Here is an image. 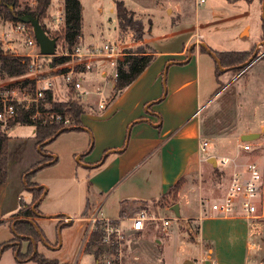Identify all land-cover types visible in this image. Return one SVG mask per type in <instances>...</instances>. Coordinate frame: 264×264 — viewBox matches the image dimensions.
I'll list each match as a JSON object with an SVG mask.
<instances>
[{
    "label": "crops",
    "instance_id": "0c3cea01",
    "mask_svg": "<svg viewBox=\"0 0 264 264\" xmlns=\"http://www.w3.org/2000/svg\"><path fill=\"white\" fill-rule=\"evenodd\" d=\"M199 1L193 0L194 26L192 24L190 27L192 30L184 31L182 37L185 38L180 45L173 47L167 44L171 39V32L163 37L153 36L150 18L149 28L144 29L142 40L129 39L119 43L120 48L133 52L143 49L152 54L154 59L129 87L115 99L109 100L103 111L97 110L95 103L90 102L94 97L85 100V105L87 107L92 105L93 110L86 108L87 111L80 116L81 129L72 128L64 131L76 135L67 147L68 167L55 179L58 183L57 198L63 203L54 209V212H43L39 209L42 201L45 202L47 192L50 191L49 183L53 179L47 181L38 177L37 181H33L32 178L31 183L34 184L32 187L26 188L24 185V173L37 163L39 158L34 141V129L31 126L30 133L35 145L33 158L18 171V179L14 185L10 182L9 175L5 183L0 185V221H4L0 229H7L12 234L13 223L20 219L15 218V214L24 207L30 206L33 210L36 206V213L29 220L40 230L42 238L34 244V249L49 260L57 261L59 264H71L60 263L47 256V252L60 251L63 243H58V238L53 233L46 232V227L54 226L59 231L69 228L73 222L71 215L79 212L85 226L80 235L81 243L79 242L77 247L79 253L88 264H102L98 256L95 258L93 254L84 250L83 240L89 216L104 212L105 218L118 220L123 232L129 235V241L133 242L129 250L125 249V264H141L138 249L150 242L162 244L163 241L158 239L157 232L165 236V240L168 237L164 229L156 230L159 224L155 223H149L143 231H131L129 219L138 213L133 210L138 204H144L148 208V203L161 199L170 187L183 179L184 183L177 194L176 205L181 222L196 224L193 240L187 237L189 245L194 246L195 250L188 245L182 248L183 257L177 264H212L211 258L215 264H246L244 261L239 263L234 261L232 254L235 247L233 241L227 237L230 228L224 226L225 223L242 219L212 217L198 220V218L201 211L200 203L203 197L208 195L209 190L204 184L206 179L202 178V174H209L212 169L215 171L217 158H231L238 154V151L228 153L229 144L234 143L239 147L242 135L259 133L264 129V114L258 111L259 105L255 104L249 113L244 107L245 96L242 97L247 94V83L252 82L255 76L263 77L262 74L246 76L247 71L256 64L264 66V60H252L243 72L238 74L221 71V75L216 79L214 56L216 52H222L216 44V38L224 32V30L219 32L220 27L230 21L235 24L230 29L235 41L244 43L250 48L249 51L260 46L264 0H203L202 4L206 6L197 13L196 8L201 6L198 5ZM61 3L63 12V0ZM152 3L156 6L157 15L164 26L168 25L172 29L182 21L181 6L184 0H152ZM51 5L52 0L49 10ZM228 6L233 7L231 11L236 16L226 18L227 14L224 11L230 9ZM197 14H200V17H197ZM197 36L200 45L195 47ZM110 37L112 38V35ZM87 40L90 42L85 43ZM79 41L84 45H97L84 35L83 31ZM25 50L23 45L21 51L11 53H22ZM94 70L100 73L96 77L98 86L92 90L83 73H91ZM101 70L98 65H93L92 69L82 71L83 83L91 91L105 86V92L108 94L110 90L111 94L113 82L104 78ZM222 75L228 77L227 85L221 83ZM237 80H241L242 91L238 90V84H234ZM56 82L54 99L64 100L67 96L65 85L61 79H57ZM218 82L224 87L220 93L214 90ZM229 88L233 91V103L221 102V96ZM60 94L64 95L62 99L58 98ZM217 99L219 101L213 105ZM229 107L234 108L235 116L232 123H229L228 114H231ZM227 116L229 119H226ZM203 141L207 143V148L201 152L199 147ZM12 142L9 141V161ZM45 151V155L52 156ZM76 155H79L76 160L81 164L80 173L74 164ZM54 158L58 162V158ZM212 158L216 161V167L207 162ZM15 161H11L12 165ZM42 168L45 167L39 166L34 170ZM37 175H34V178ZM72 184L76 188L81 186L73 206L66 201L67 189ZM226 184L225 179L224 188ZM39 189H43V194L33 202L34 191ZM23 192L26 193V197L21 195ZM194 198L197 199L195 216L191 215L192 212L187 207V200ZM111 207L116 208L114 216L106 214ZM167 209L165 207L163 211ZM66 219L68 220L65 221ZM182 228L184 227H179L180 232L187 234V229ZM9 236L6 238L9 241L8 245L13 239ZM23 244L26 248L27 243ZM254 246L246 242L247 248ZM21 248L22 245L20 250ZM10 252L16 264L28 263L16 261L17 252H13L12 249ZM192 252L197 253L198 260L191 261L185 258Z\"/></svg>",
    "mask_w": 264,
    "mask_h": 264
},
{
    "label": "rangeland",
    "instance_id": "374dc122",
    "mask_svg": "<svg viewBox=\"0 0 264 264\" xmlns=\"http://www.w3.org/2000/svg\"><path fill=\"white\" fill-rule=\"evenodd\" d=\"M62 0H52V5L45 15V18L41 21V25L45 28L46 33L51 38H57L64 33V21L57 22L56 19L63 17V12L61 9ZM123 1L124 5L132 12H134V20H138L142 22L144 29H148L150 25V20L152 22V35H159L163 37L168 32H171V39L167 42L168 45L176 47L180 45L185 37L183 33L185 30L190 29L193 24L194 18V8H193V0H184L182 4V21L179 23L177 27L169 28V26H164L163 22L159 19L157 13L158 10L156 6L152 3V0H118ZM81 6L83 7L82 17V31L84 35H87L89 39L92 40L93 43L97 45L103 44V42H115L118 46L119 43L125 42L129 39H132V33L129 31L121 32L119 29L115 11H114V0H79ZM36 6V0H18L17 6L15 8V12H20L23 10L33 11ZM206 5L201 4L200 8H196L197 13L198 10H202ZM50 7V6H49ZM228 10L224 11L227 15L226 18H231L232 16H236V14H232L231 9L233 7L228 6ZM200 17V14H197V17ZM189 18L191 21H189ZM167 23H165L166 25ZM235 25L233 22H227L223 27H220V31L224 30L223 33L219 34L216 38V44L219 46V49L222 52H247L249 51V47H247L244 43L235 41L233 35L230 32L232 26ZM194 26V24H193ZM16 24L15 22L5 21L0 16V45L4 49V51L11 53L13 51L19 52L21 51V46L24 45V37L16 32ZM192 30V29H190ZM189 31V30H188ZM112 35V38L110 37ZM233 37V39H232ZM90 41H85V43H89ZM257 52V56L260 57L263 54L262 46H259L255 49ZM241 65L237 69L230 70L226 68H222L221 71H231L233 74H238L243 72L245 66ZM100 71H91V73H83L84 79L88 81L89 86L92 90H94L95 86H98V81L96 77L99 76ZM262 74L263 77L257 78L255 75ZM261 75V76H262ZM246 76H255L249 84L247 83V94L242 95L245 96V105L246 110L251 112V109L256 105H259L258 111L263 112L264 114V66L254 65L248 71ZM221 83L227 85L228 77L223 76L220 78ZM241 80H237L234 84H238L239 91H242ZM225 85V86H226ZM110 86V83H109ZM108 86V88H110ZM227 87V86H226ZM223 85L220 87V83L215 85V91L220 93L223 89ZM110 90L108 95L110 94ZM64 95L60 94L58 98L62 99ZM112 97V95H111ZM233 91L229 88L227 91L221 96V102H229L233 103ZM219 99V98H218ZM214 102L215 105L219 100ZM91 100V99H90ZM91 103H95L96 100H91ZM231 114L229 123H232L234 120V108L229 107ZM227 116L226 119H229ZM228 123V122H227ZM34 129V127H32ZM31 126H22V125H14L10 127L7 131V137H9V141L12 142L11 149V160L9 161V142H8V150H7V178L9 175L10 182L12 185L16 183L18 179V171L21 168H24L29 160H31L33 150H34V141L33 137L30 133ZM64 133H66L64 135ZM62 133V136H57L53 141L49 142L45 146V150H47L48 155L52 154L53 157L58 158V162L56 165L44 166L45 168L38 169L35 173L38 174L37 177L34 178L33 181H37L38 177L47 181L52 182L49 183L50 191L47 192L45 197V202L42 201L41 207L39 206L40 211L45 212H54V209L58 208L63 202L61 199L57 198V190L58 183L55 181L68 167L69 159L67 160V147L68 145L75 139L76 134H68L69 132ZM75 133V132H74ZM260 137L253 142L256 145L260 144L261 147L257 151H255L253 157H249L250 159H255L261 164L264 165V129L259 132ZM61 135V134H60ZM87 138V136H86ZM240 143H243L242 141ZM240 146V144H239ZM37 147V146H36ZM91 147V146H90ZM38 148V147H37ZM228 153H232V151H238V154L233 156L237 157V161L242 163L246 161L247 156L239 151V147H236V144L231 143L228 145ZM238 148V149H237ZM39 149V148H38ZM65 157V158H64ZM79 155L74 157V164L78 167V173L82 170L80 168V161L76 160ZM15 158V159H14ZM39 159V158H38ZM12 160H16L15 164L12 165ZM217 167L212 169L209 174L203 173L202 178L204 180V184L208 187V195L203 197V201L206 204H209L215 201L218 198H221L225 188L223 187V180L227 179V173H224L219 164L220 159H216ZM38 162V161H37ZM37 163L32 165L26 173L34 170L37 166ZM221 171V172H220ZM24 173V175L26 174ZM80 177V175L78 176ZM37 178V179H36ZM25 185V184H24ZM33 186L34 184L31 183ZM27 188V186H25ZM47 188V187H46ZM81 186H76L72 184L67 189V199L68 204L75 205L76 195H79V191ZM48 190V188H47ZM22 196L26 197V193L23 192ZM79 197V196H78ZM197 199L187 200V207L192 212L191 215H197L196 207H197ZM172 204L171 197L159 199L156 202L148 203V208L144 206V204L137 205L133 210L135 213L144 209L148 212H154L160 218L170 219V226L166 227L164 230L167 231V240H165V236L157 232L158 239H162V244H158L156 242H150L147 246H143L140 250L138 249L141 264H177V262L183 257L182 248L185 246H190L192 250L194 246L189 245L190 242L187 240L189 237L193 240V235L196 232V224H190L181 222L179 217L175 215V213L169 209ZM167 207L166 211L163 209ZM110 209V208H109ZM116 208L111 207L110 211L106 214L116 215ZM99 216H105V213H97ZM133 216V215H131ZM72 217V225L69 228H64L61 231L56 230L54 226L46 227V232L49 234L55 235L58 238V243H63V247L60 251L55 252H47V256L51 259H56L60 263H71V264H88L87 260H83V255L79 253L78 245L81 243V232L84 230V221L81 220V213L77 212L71 215ZM16 218V217H15ZM68 220V219H67ZM159 226H156V230L161 229V224L158 223ZM51 225V224H50ZM182 226L185 230L187 229L188 233L183 234L180 232L179 227ZM224 226L229 227L228 239L233 241L235 251H233L234 261L246 262V264H264V218L262 220H244L234 221L232 223H225ZM160 227V228H158ZM241 228V229H240ZM183 230V231H184ZM10 235V236H9ZM123 239L121 241V245L119 249L121 250V264H125V249L128 250L133 246V242L129 241V235L126 232H123ZM8 236L11 238L14 237L13 233L11 234L9 230L0 229V264H16L9 248H5L9 244L7 241ZM167 242V246H166ZM246 242H250L255 246L253 248H247ZM25 246L22 244L21 252H25ZM38 253V252H37ZM40 254V253H38ZM42 255V254H41ZM197 253H191L190 256L185 257L191 261L198 260ZM113 256L108 253H103L98 256L99 260L102 264H106L107 260H113ZM30 260V259H29ZM26 261L27 264H34L31 261ZM91 262V261H90Z\"/></svg>",
    "mask_w": 264,
    "mask_h": 264
},
{
    "label": "built area",
    "instance_id": "2783aa9c",
    "mask_svg": "<svg viewBox=\"0 0 264 264\" xmlns=\"http://www.w3.org/2000/svg\"><path fill=\"white\" fill-rule=\"evenodd\" d=\"M204 1L200 0L198 5ZM59 23L63 17L57 18ZM16 32L24 37L25 52L12 53L16 57L28 58L27 72L24 76L7 80L0 78V127L5 129L8 121L13 120L18 110L28 111L33 109L31 119L42 123H59L65 128H71V121L65 113L52 110L51 105L45 102L47 93L57 90L56 80L61 79L65 85V93L69 88L73 89V97L79 103H85L89 97L96 100V109L103 111L110 100V95L105 92V86L91 91L85 87L81 77L82 71L92 69L98 65L103 72V77L114 81L117 77V67L125 57L133 55L126 49L120 48L115 42H104L101 45H84L80 41L69 47L64 39L56 41V57H67L69 61L56 68L47 67L45 56L39 52L34 39L32 29L27 24L16 23ZM64 29V26H63ZM200 45L198 36L195 47ZM261 145L255 142H243L239 151L247 156L246 161L240 163L237 157L221 158L219 164L224 173H227V184L221 198L206 204L200 203L198 220L212 217L240 218L248 220H262L264 218V165L261 162L250 159ZM207 148L205 141L200 143V151ZM67 221V219L65 220ZM129 229L134 232L143 231L149 223L161 224L165 229L170 226V219L160 218L154 212L140 210L129 219ZM102 234L104 245H115L113 260H107L106 264H121V250L119 249L123 239V230L118 220H111L97 213L89 216L84 234L83 244L89 240L94 231ZM211 263L215 261L211 258Z\"/></svg>",
    "mask_w": 264,
    "mask_h": 264
},
{
    "label": "trees",
    "instance_id": "16d2710c",
    "mask_svg": "<svg viewBox=\"0 0 264 264\" xmlns=\"http://www.w3.org/2000/svg\"><path fill=\"white\" fill-rule=\"evenodd\" d=\"M18 0H0V16L5 21L18 23L19 18L24 15H30L33 18H38L39 23L45 18L47 10L51 4V0H36V6L33 11L28 9L15 12ZM114 11L116 22L121 32L129 31L132 33V39L134 41L142 40L144 35V26L142 22L134 20V14L130 12L122 1L114 2ZM63 20H64V33L57 37V40L64 39L69 47L74 46L79 42L82 31V6L79 0H63ZM41 25V24H40ZM42 26V25H41ZM31 30V26L28 25ZM45 31V28L42 26ZM262 37L261 44L263 48V54L258 57L256 48H253L249 52H216L214 54L216 60V79L221 75V69L226 68L230 70L237 69L241 65L247 63L249 59H261L264 60V10L261 23ZM46 32V31H45ZM128 53L133 55L125 57L119 62L117 67V77L113 82L112 97L110 101L120 95L127 87H129L142 72L152 63L154 57L152 54H148L143 49L133 52L127 50ZM255 54V55H254ZM48 61L45 63L47 67L56 68L60 65L66 64L69 59L67 57L45 56ZM28 58L16 57L12 53L4 51L0 45V78L12 80L22 77L27 72ZM247 66V65H245ZM219 83V82H218ZM221 87V84H220ZM45 102H48L52 110L59 113H65L71 121V128H65L59 123H42L40 121H33L31 116L33 109L24 111L18 110L16 117L13 120L8 121L5 129L0 127V185L5 183L7 179V150L9 137H7V131L14 125L32 126L34 127V139L36 146L39 148V159L36 164L39 166H50L56 164L57 160L52 156L45 155V146L49 142L53 141L61 132L68 129H81L80 116L87 111L86 108L93 110V106L87 107L85 103H79L73 97V89L70 87L67 96L64 100L54 99L51 93H47ZM92 106V107H91ZM90 110V111H91ZM36 167V168H37ZM35 168V169H36ZM37 170H33L24 175V184L27 187H32L31 180ZM184 181L178 180L167 191L163 198L171 197L172 204L177 202V194L181 189ZM43 194V189L35 190L33 195V202H36ZM36 213V206L32 210L30 206L20 209L16 214L17 219L12 226L13 239L10 241V245L4 246L5 248L12 249L13 252H17L16 261L25 262L27 260L34 264H59L57 261L49 260L43 255L38 254L34 249V244L39 242L42 238V233L37 226L29 220ZM4 224V221H0V226ZM26 242L27 247L25 252H21L20 246ZM84 250L89 252L97 258L100 254L108 253L113 254L115 252V245H104L102 243V234L100 231H94L89 240L83 245Z\"/></svg>",
    "mask_w": 264,
    "mask_h": 264
},
{
    "label": "water",
    "instance_id": "95a60500",
    "mask_svg": "<svg viewBox=\"0 0 264 264\" xmlns=\"http://www.w3.org/2000/svg\"><path fill=\"white\" fill-rule=\"evenodd\" d=\"M19 21L21 23H24V24H27V25L31 26L32 32H33V36H34V39H35V41H36V43L38 45L40 54L43 55V56H49V57L54 56L55 45H56L57 39L56 38H51V37L48 36V34L44 31V29L40 25L39 19L38 18H33L30 15H24V16L19 18ZM252 58L247 61L246 65L251 63ZM259 137H260V133L246 134V135H242L240 137V141H242V142H251V141H254V140L258 139ZM207 162L209 164H211L213 167H216L215 159H213V158L209 159ZM171 210L175 213V215L177 217H179L178 205H176V204L173 205L171 207Z\"/></svg>",
    "mask_w": 264,
    "mask_h": 264
}]
</instances>
